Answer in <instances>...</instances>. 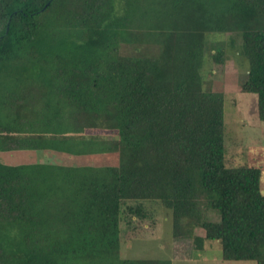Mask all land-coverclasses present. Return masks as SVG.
Masks as SVG:
<instances>
[{"label":"trees","instance_id":"obj_1","mask_svg":"<svg viewBox=\"0 0 264 264\" xmlns=\"http://www.w3.org/2000/svg\"><path fill=\"white\" fill-rule=\"evenodd\" d=\"M144 43L152 57L120 54ZM230 57L264 122V0H0V152L119 155L0 163V264H173L121 258L122 224L148 220L146 203L197 251L264 264V163L230 159L225 95L206 86Z\"/></svg>","mask_w":264,"mask_h":264},{"label":"rangeland","instance_id":"obj_2","mask_svg":"<svg viewBox=\"0 0 264 264\" xmlns=\"http://www.w3.org/2000/svg\"><path fill=\"white\" fill-rule=\"evenodd\" d=\"M229 35L212 33L209 35L208 43L212 46L221 43V47L225 48ZM154 53V46L148 43L123 44L120 47L122 56L147 58L152 57ZM209 69L210 62L206 58L202 73H207ZM212 69L213 74L209 77L206 86L210 91L225 95L228 156L232 161L243 163L249 155L251 162L264 163V122L260 121L258 116L257 97L254 94L244 93L241 89L242 81L246 76L245 68L235 58L230 57L224 63L213 64ZM88 134L101 136L107 134L109 138L116 136L115 131L104 130L88 131ZM39 160L59 166L102 168L118 166L119 155L116 151L77 155L47 150L43 157H38L35 150L0 152V163L2 164H35ZM262 184L264 189V173ZM146 206L151 214L148 220L141 223L135 220L131 226L126 223L122 224L121 258L170 260L173 264H256L254 261L224 260L222 248L218 242H207L203 251H197L192 239H176L172 236L173 224L169 211L157 203H146ZM209 218L217 220L218 215L210 213ZM133 227L136 229L132 230ZM14 233V229L7 233L9 241L13 239ZM196 234L203 236L204 230L198 228Z\"/></svg>","mask_w":264,"mask_h":264},{"label":"crops","instance_id":"obj_3","mask_svg":"<svg viewBox=\"0 0 264 264\" xmlns=\"http://www.w3.org/2000/svg\"><path fill=\"white\" fill-rule=\"evenodd\" d=\"M28 152V151H27Z\"/></svg>","mask_w":264,"mask_h":264}]
</instances>
